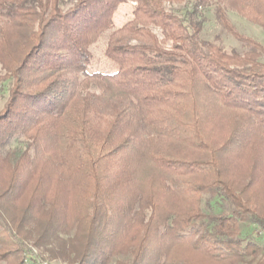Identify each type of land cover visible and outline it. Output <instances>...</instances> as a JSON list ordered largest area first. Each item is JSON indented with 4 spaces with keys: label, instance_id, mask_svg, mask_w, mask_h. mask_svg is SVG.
<instances>
[{
    "label": "trees",
    "instance_id": "trees-1",
    "mask_svg": "<svg viewBox=\"0 0 264 264\" xmlns=\"http://www.w3.org/2000/svg\"><path fill=\"white\" fill-rule=\"evenodd\" d=\"M208 8L239 48L203 37ZM232 11L264 27V0H0V264L67 229L76 264L260 252L264 46Z\"/></svg>",
    "mask_w": 264,
    "mask_h": 264
},
{
    "label": "rangeland",
    "instance_id": "rangeland-1",
    "mask_svg": "<svg viewBox=\"0 0 264 264\" xmlns=\"http://www.w3.org/2000/svg\"><path fill=\"white\" fill-rule=\"evenodd\" d=\"M184 6V2H173L168 4V8H172L174 10L182 9ZM205 13V22H204V30L203 37L209 40L214 38H219L227 48H239V43L237 40L229 36L225 33L216 23L212 10L208 8L204 11ZM229 18L232 23L238 28L241 33L251 37L252 39L262 43L264 46V27L258 24L251 23L245 17L238 14L236 11L229 12ZM131 16V5L125 4L118 11L115 16L116 25L119 26L128 20ZM104 41L103 37L95 46L92 47V52L95 56L94 64L96 68L104 69L105 71L112 72L115 70V65L108 59L104 57L103 49H104ZM94 68V69H96ZM1 74V73H0ZM1 83V80H0ZM2 101L0 100V106ZM25 145V141L20 139L19 141L12 144V148L16 151H19ZM248 159L247 156H244L241 163L244 165L245 161ZM239 170L240 167L236 166ZM233 172H235L233 170ZM244 181H247L245 177ZM254 188H256L257 198L260 200V207L264 211V183L254 184ZM216 213H221L223 210L218 207L213 208ZM227 213V212H225ZM241 235L243 237L252 238L254 241L259 243L261 246L260 252L255 255H245L235 263L231 261H225L222 263L215 262L207 257L198 256L196 257V264H264V226L256 225L254 223L246 222L240 224ZM37 234H34V239L28 238L27 244L31 249L32 253L36 255L35 264H76L74 258V250L72 248L74 230L67 229L66 231L58 232L56 238H52L51 241L45 242L42 245H35L34 241L36 239ZM33 264V263H28Z\"/></svg>",
    "mask_w": 264,
    "mask_h": 264
}]
</instances>
